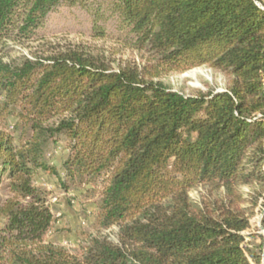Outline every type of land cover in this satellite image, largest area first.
Segmentation results:
<instances>
[{"label":"trees","instance_id":"trees-1","mask_svg":"<svg viewBox=\"0 0 264 264\" xmlns=\"http://www.w3.org/2000/svg\"><path fill=\"white\" fill-rule=\"evenodd\" d=\"M88 3L0 0V120L17 133L0 129V264L264 263V234H244L264 195V0H112L148 71L73 48L7 58L5 47L43 38L57 8ZM200 65L229 87L188 96L161 80ZM60 136L64 178L46 157ZM41 173L98 185L99 227L119 226V243L93 237L73 253L47 241ZM200 186L212 196L193 198Z\"/></svg>","mask_w":264,"mask_h":264},{"label":"rangeland","instance_id":"rangeland-1","mask_svg":"<svg viewBox=\"0 0 264 264\" xmlns=\"http://www.w3.org/2000/svg\"><path fill=\"white\" fill-rule=\"evenodd\" d=\"M112 0H89L87 7L81 5H62L52 12L45 22L41 40L24 43L11 44L10 55L18 57L20 54L47 55L52 50L63 51L69 48L84 50L85 52L98 57L108 63L113 69H120L131 65L138 67L142 71L150 70V54L144 49L135 48L132 42H128L126 30L121 28L117 16H111L109 5ZM99 25L106 30L105 38L94 37L92 29ZM133 41V40H132ZM12 49V51H11ZM161 80L172 90L186 94L195 95L199 91H223L229 87L230 78L222 71L211 68L207 65H200L183 72H171L164 75ZM11 124L13 119L10 120ZM0 129L8 133H14L13 127L4 124L0 120ZM67 143L64 136L58 138V142L51 141L46 149L47 159L57 166L64 178L63 162L68 155ZM60 177L49 173H41L35 180V185L41 188L47 203L55 215L53 226L47 232L45 239L57 245L67 248L73 253L79 252L89 244L93 237L104 236L109 241L119 243L120 228L115 225L108 229L99 227L97 220V203L100 199V188L98 185H84L76 187L69 185L64 188L61 185ZM247 197L254 195L255 189L244 187ZM254 196H259V203L256 215L251 219V229L244 232L249 233L261 228L264 213V195H259L258 191ZM0 195H8L7 188L0 184ZM191 195L196 200L209 198L212 193L204 188L198 187L191 191ZM254 239L247 237L246 242L250 247L254 244ZM264 264V263H262Z\"/></svg>","mask_w":264,"mask_h":264},{"label":"water","instance_id":"water-1","mask_svg":"<svg viewBox=\"0 0 264 264\" xmlns=\"http://www.w3.org/2000/svg\"><path fill=\"white\" fill-rule=\"evenodd\" d=\"M261 228L264 230V227L261 225Z\"/></svg>","mask_w":264,"mask_h":264}]
</instances>
